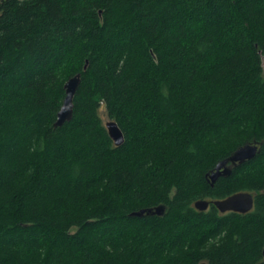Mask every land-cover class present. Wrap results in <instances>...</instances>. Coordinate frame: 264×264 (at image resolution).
<instances>
[{"label":"trees","instance_id":"16d2710c","mask_svg":"<svg viewBox=\"0 0 264 264\" xmlns=\"http://www.w3.org/2000/svg\"><path fill=\"white\" fill-rule=\"evenodd\" d=\"M263 56L264 0H0V264H264Z\"/></svg>","mask_w":264,"mask_h":264},{"label":"water","instance_id":"95a60500","mask_svg":"<svg viewBox=\"0 0 264 264\" xmlns=\"http://www.w3.org/2000/svg\"><path fill=\"white\" fill-rule=\"evenodd\" d=\"M87 64V63H86ZM86 64L83 67V71L86 70ZM80 81V75L69 79L64 85L65 97L63 98L62 106L57 114L54 127H61L64 123H67L72 118V108H73V98L77 90V85ZM105 128L110 139L113 141L115 147L120 146L123 143V135L119 130L118 126L114 121H108L105 123ZM258 144H245L238 149H236L232 155L223 161L219 162L215 168L208 174V181L213 185L218 178L228 176L231 172V168L243 164L255 157L258 152ZM253 194L248 192H239L230 195L221 200H215L210 202L217 210L224 214L227 212H234L239 214H245L252 210L253 208ZM209 202L205 200L198 201L194 204V207L198 211H205L208 208ZM163 212V207H157L154 210H141V212H136L133 216L142 217L144 215H161ZM264 256V251H263ZM205 264V263H202Z\"/></svg>","mask_w":264,"mask_h":264},{"label":"rangeland","instance_id":"374dc122","mask_svg":"<svg viewBox=\"0 0 264 264\" xmlns=\"http://www.w3.org/2000/svg\"><path fill=\"white\" fill-rule=\"evenodd\" d=\"M262 70H263V76H264V56L262 57ZM102 118H103L104 124L109 121L108 118L106 117V115H104V114H102Z\"/></svg>","mask_w":264,"mask_h":264}]
</instances>
